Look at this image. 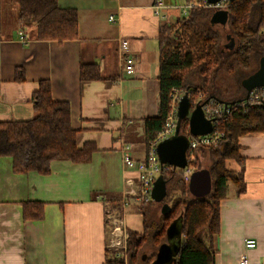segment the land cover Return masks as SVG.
<instances>
[{
  "label": "crops",
  "instance_id": "1",
  "mask_svg": "<svg viewBox=\"0 0 264 264\" xmlns=\"http://www.w3.org/2000/svg\"><path fill=\"white\" fill-rule=\"evenodd\" d=\"M4 3L9 15H4ZM186 3L58 0L60 9L75 12L77 34L74 40L57 43L36 40L35 28L24 29L17 20V0H0V122L34 118L32 96L41 81H48L52 100L70 105L77 147H96L88 163L56 161L48 176L14 174L12 160L0 158V264L106 263L105 207L120 203L126 180L137 178V172L124 169V150L134 160L146 156L142 119L159 112L161 28L174 26L175 32L180 18H187L182 14ZM123 41L127 52L120 48ZM125 57L134 64L131 76L123 71ZM85 65L95 66L102 79L81 82ZM16 72L22 76L19 81ZM174 90L193 92L186 88L171 93ZM240 94L244 96L218 101L232 104L246 97L245 89ZM238 145L245 191L238 195L229 183L220 203L215 264H237L242 255L248 264H264V136L244 135ZM226 168L241 170L233 161H227ZM27 202L45 204L43 220L23 219L21 204ZM131 202L123 219L129 232L144 233V210L153 216L152 223L163 216L162 206L151 202L141 208ZM246 240L255 241L256 247L246 249Z\"/></svg>",
  "mask_w": 264,
  "mask_h": 264
},
{
  "label": "trees",
  "instance_id": "2",
  "mask_svg": "<svg viewBox=\"0 0 264 264\" xmlns=\"http://www.w3.org/2000/svg\"><path fill=\"white\" fill-rule=\"evenodd\" d=\"M17 5L19 24L24 29L35 28L36 40L63 43L76 39L75 12L60 9L58 0H17ZM227 11L226 39L211 25L210 19L215 10L208 7L190 9L187 18H180L175 32L174 26L161 28L159 112L156 117L142 119L146 146L163 128L170 112L173 89H192L193 92L188 95L192 102L210 99L219 102L215 80L222 68H225L226 74L237 69H250V57L253 55L258 66L246 78L258 70L259 60L264 57L263 0H231ZM224 39L236 43L234 50H224V45L220 44V40ZM18 72L17 81L22 79ZM79 76L81 82L102 79L92 65L81 66ZM32 104L34 118L0 122V158L12 160L14 174L48 176L53 162L85 164L92 159L96 147L91 143L81 149L77 147V132L72 128L70 105L52 100L48 81L39 83V89L32 96ZM187 125V121L181 123V134H187ZM213 131L223 135L221 142L214 148H199L193 162V173L208 171L210 193L202 198L193 197L188 183L177 174L178 169L164 166L161 176L166 181L167 194L163 203L168 204L171 211L155 223H149L144 210V233L128 232L129 264H152L158 248L166 240L167 228L179 216L183 220L182 244L174 264H215L213 239L220 230V203L228 195L229 183L237 188L238 195L245 191L238 139L247 134L264 136V107L235 112L227 120L218 121ZM200 160L206 164L202 166ZM227 161L238 164L240 172L227 170ZM111 203L115 207L120 206L118 201ZM152 204L162 206L153 201ZM44 206L43 203H22L23 219L43 220ZM140 206L144 207L142 204ZM149 228H152L151 233ZM143 249L151 250L146 261L139 255ZM107 255L105 264H120L114 254Z\"/></svg>",
  "mask_w": 264,
  "mask_h": 264
},
{
  "label": "built area",
  "instance_id": "3",
  "mask_svg": "<svg viewBox=\"0 0 264 264\" xmlns=\"http://www.w3.org/2000/svg\"><path fill=\"white\" fill-rule=\"evenodd\" d=\"M112 1V0H111ZM231 0H221L215 5H208L207 0H187V3L182 12L183 16H187V12L193 8H212L214 10H227ZM160 7H155V14H158ZM113 20L112 17L109 18ZM120 48L123 52H127L128 43L121 42ZM123 71L126 75L131 76L134 73V64L129 57L124 58ZM186 93L182 90H174L170 95V112L163 125L162 130L149 143L148 151L143 160H134L128 153V149L124 150L122 158L124 169L127 171L137 172V178L128 179L125 182V189L123 191L122 199L120 200V210H115L112 204H107L105 207V222L109 228V241L107 243V252L112 253L117 257L122 253L127 245L128 234L124 225V209L133 201L134 203L148 204L152 202L151 191L156 179L164 170L156 155V148L160 142L171 137L175 132L177 122V107L179 101ZM202 103V110L206 119L212 122V131L210 134L199 137H192L189 140V147L187 151V166L181 170L182 179L185 183H189L190 177L194 171L193 162L195 160V152L199 148H214L221 142L222 134L214 133L213 127L217 125L218 121L227 120L235 112H241L247 108L264 107V88H257L252 90L250 95L243 102L234 104H221L213 100H207ZM246 249H253L256 247V242L253 240H246L244 243ZM237 264H248L247 258L243 255Z\"/></svg>",
  "mask_w": 264,
  "mask_h": 264
},
{
  "label": "water",
  "instance_id": "4",
  "mask_svg": "<svg viewBox=\"0 0 264 264\" xmlns=\"http://www.w3.org/2000/svg\"><path fill=\"white\" fill-rule=\"evenodd\" d=\"M221 0H207L208 5H215ZM228 20L227 10H217L211 18V24L225 25ZM233 44V42H230ZM230 47V46H229ZM231 48V47H230ZM246 91V99L257 88H264V57L259 61L258 70L242 82ZM245 99V100H246ZM224 104V103H223ZM183 121L188 123V134L180 132ZM212 122L206 119L202 110V103L198 102L192 108V101L188 95H184L177 107V122L174 134L168 139L160 142L156 148V155L161 165L171 166L182 170L187 166V151L189 147V136L199 137L210 134ZM189 192L193 197L202 198L211 191V178L206 170L192 173L189 183ZM166 181L160 175L153 184L151 199L157 204H162L161 213L166 216L171 208L163 203L166 197ZM183 220L179 216L172 222L166 231L165 243L161 244L152 264H174L182 244Z\"/></svg>",
  "mask_w": 264,
  "mask_h": 264
},
{
  "label": "rangeland",
  "instance_id": "5",
  "mask_svg": "<svg viewBox=\"0 0 264 264\" xmlns=\"http://www.w3.org/2000/svg\"><path fill=\"white\" fill-rule=\"evenodd\" d=\"M3 10H4V15H9L8 6L5 3L3 4ZM217 27H218L217 29L220 31L221 35L224 36V38L226 39L227 29L225 27H227V26L226 25L225 26H221L220 25V26H217ZM225 39L224 40H220L221 46L224 45L223 46L224 50H227V51L234 50V48L236 46V43L233 42L232 40L230 41V39L229 40H225ZM230 42H233V44H230ZM250 62H251L250 69H247V70L237 69L234 72H229L228 74L225 73V71H224L225 68H222L223 72H220L222 69L219 71V73L217 75V78L215 80V87L217 89L218 96L221 99L230 101L232 99L239 98L241 96L240 93H242V90L244 89L242 87V82L244 81V80H242V78L245 79L249 75V73L251 71H253L254 69H256L257 66H258V62L256 60V57L253 59V55L250 57ZM231 71H233V70H231ZM243 96L244 95L242 94L241 97H243ZM244 99H246V97ZM232 104H234V103H232ZM147 151H148V145H147L146 154H147ZM177 174L180 175L181 178H182V172L178 171ZM129 204H132V202H130ZM129 204H128V206H129ZM135 204L138 205V203H135ZM144 205H147V204H142V206H144ZM128 206L126 208H128ZM139 207H141V206L139 205ZM126 208H125V210H126ZM115 210H120L122 212L123 209H122V207L117 206V207H115ZM148 210L150 211V209H148ZM146 213H147L148 222L151 223L152 222L151 220L153 219V216L149 212H146ZM151 229L152 228H149L150 233L152 232ZM128 232H129V230H127V234H128V239H127V242H126L127 245H128V240L130 239V236H129ZM108 241H109V235H108ZM127 245H126L125 249H123L122 253L119 254L116 257V259L120 260V264H129V258H128V255H127V251H128V246ZM150 251L151 250H149V249H143V250L140 251L139 255H141V257L143 255H145L144 256L145 257L144 261H146L149 258Z\"/></svg>",
  "mask_w": 264,
  "mask_h": 264
},
{
  "label": "bare ground",
  "instance_id": "6",
  "mask_svg": "<svg viewBox=\"0 0 264 264\" xmlns=\"http://www.w3.org/2000/svg\"><path fill=\"white\" fill-rule=\"evenodd\" d=\"M263 2H264V0H263Z\"/></svg>",
  "mask_w": 264,
  "mask_h": 264
}]
</instances>
